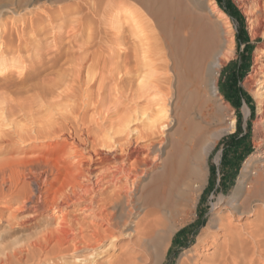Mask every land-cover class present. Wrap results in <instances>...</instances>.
I'll return each instance as SVG.
<instances>
[{
    "label": "bare ground",
    "instance_id": "obj_1",
    "mask_svg": "<svg viewBox=\"0 0 264 264\" xmlns=\"http://www.w3.org/2000/svg\"><path fill=\"white\" fill-rule=\"evenodd\" d=\"M38 1L0 4V92L5 94H0V149L47 143L57 151L52 159L39 156L22 171L11 170L0 178L1 202L18 206H9L15 210L2 220L0 264H161L171 235L189 220L207 181L204 164L211 140L198 121L203 113L192 107L197 97L189 89L191 79H200L209 114L227 108L215 79L232 55L226 16L211 6L205 25L202 14H183L180 0H160L155 12L160 41L147 44V56H141L139 40L128 44L134 30L129 28L127 37L126 15L113 14L126 4L123 0H64L63 10L45 11L26 23L23 17ZM136 1L146 11L158 2ZM255 1L249 33L252 40L263 41V50L252 67L259 77L244 87L256 89L255 127L260 134L232 195L219 198L178 264H264V0ZM7 16L19 17L20 30L16 21L8 26ZM172 17L178 22L170 28ZM49 28L58 31L43 40L46 45L50 41L53 57L48 62L38 58L14 78L7 56L13 61ZM152 53L160 58L154 60ZM148 66L155 69L150 76L144 69ZM151 90L158 97L142 108ZM114 97L132 102L134 108L122 109L118 101L112 102ZM144 120L145 129L127 127ZM173 122L176 127L170 129ZM42 176L49 183L40 187ZM99 251L107 255L103 263L96 260Z\"/></svg>",
    "mask_w": 264,
    "mask_h": 264
},
{
    "label": "rangeland",
    "instance_id": "obj_2",
    "mask_svg": "<svg viewBox=\"0 0 264 264\" xmlns=\"http://www.w3.org/2000/svg\"><path fill=\"white\" fill-rule=\"evenodd\" d=\"M9 1L11 0H0V4H3L1 6H4ZM44 1H47V0H39L36 6L33 5V7H31L32 9L31 14H26L25 17H23L26 23H27V20L29 21V18H30V21L35 22L37 19H39L38 17H40V15L44 16L46 14L45 11L47 12H55V11L57 12L59 10L61 11L64 9V7L67 4L66 1L64 0L62 1L52 0L51 1L52 3L48 0V2L50 3L46 2V4H44ZM123 1L126 2V4L121 6L120 9L116 8L113 11V14L114 13L115 14L124 13V15H126L124 16L123 21L125 20L124 23L127 22L126 24L128 25L127 26L128 27L127 37H130L129 35H131L132 31L134 30V34L132 33L133 36L130 37L133 40H130L129 38L130 42L128 41L129 46L131 45V41L139 40L138 42L141 45H139L137 41H134L135 44L137 42V46L139 49V51L138 50L137 51L140 52L138 54L139 55L141 54V56L142 54L144 56H147L143 52V48H146L145 46L147 44L151 43L152 45L154 41L155 42L160 41L159 39H157L158 38L157 35L160 33V29L155 20V12L157 11L156 8L159 7L160 0H157L158 2H155L154 4H152L151 11L150 10L146 11L142 7V5L136 0H123ZM70 2L75 3L77 1L72 0ZM180 2L184 8L182 12L183 14H186L188 16L202 14L205 19L204 20L205 25L207 24V19L205 18V15L206 13H208L209 8H211V6H213L214 8L216 7L217 9L222 11V13L226 16L225 20L227 21L229 25V29L232 32V42H231V47H230L232 51V55L229 59L224 60L223 65L219 68L218 76H215L218 97H220L222 103L225 104V106L227 107L226 109H223L221 112L217 114H212V113L209 114L208 110L206 109L208 105L207 104L208 100H206L205 97L202 96V92H201L202 89L200 88V84H199L200 79L199 78L191 79L192 84L189 86V89L195 91L196 97H197L192 107L194 108L196 112L200 110V113L201 114L203 113L204 115L203 119L198 120L200 118L197 117L198 118L197 120L200 122H203L202 125L206 126L204 127L207 129V135H209L207 137H210L208 139L211 140V142H209L211 144V147L207 155L205 156V164H204L205 171L207 173L206 174L207 181L201 193L197 195L196 197L197 206L195 207V210L190 214L189 220L181 226H176L173 234L171 235L170 244L165 251L166 252L165 258L163 259L161 264H178L182 256V253L185 250L191 248V246L195 244L197 236L200 234L203 227L206 226L209 218L211 217V210L213 206L217 204L219 198L223 197L224 199H228L232 195V192L236 187L237 179L240 175L241 169H243L244 163L248 159V157L254 152L255 150L254 142L257 141L259 134H260L256 130V127H255V124H257V121L259 119V117L257 116V102H256L257 100H256L255 92H254L256 89L253 87L251 89L252 91H249L244 87V84L248 80H250L251 78L255 80L256 78L259 77V73L256 74L254 68L252 67L256 64L255 59L257 58L258 53L261 52L260 50H263L262 45H261L263 41L260 38H257L256 40H252L250 37V33H249V23H250L249 19L252 18L253 12H255L256 10L255 9L256 1L255 0H222L224 7L228 10V13L225 12L223 8H221L217 4L216 0H187V1L180 0ZM187 3L189 5H187ZM195 7L197 8V10ZM161 9L162 7L160 8V10ZM165 9L167 8H164V10ZM201 11H204V12H201ZM244 11H246V14ZM8 17L9 16H7V19H6L8 26H10L13 23V21H16L18 23L17 27H19L18 30H20L21 20L19 19V17L17 16H14V17L10 16L9 18ZM2 18H3L2 20L5 22L4 18H6V15L5 17H2ZM16 19L19 20L20 23ZM177 22H178V18L172 17V19L168 21V25L170 28H172L176 26ZM242 25H244L245 27V31L247 33V38H248V42L245 45L238 43V39L240 40L243 39V34H241ZM22 27L23 26H21V28ZM129 28L130 30H132L133 28V30L131 32H128L130 31ZM52 29L53 28L51 29L49 28L46 30V33L43 32L42 35L35 37L34 42H32L28 46V49L22 52L20 56L18 57L13 56V58L15 57L19 59L18 61L21 62L20 64L19 62H17V59L15 58L13 59V61L16 60L15 63L11 61L12 60L10 58L11 55L7 56L8 58L6 57L8 59L9 65H14L12 69L14 71L10 69L11 73L14 72L12 73L14 74L13 77L15 76L16 72H18V74H23V73H20L21 70L24 69L25 67H26L25 69H27V67L30 68L32 63L37 62L38 58L40 57H42L43 60L46 62H48L47 60H50V58L53 57L54 54L49 51L51 47L50 46L51 44H49L50 41L49 43H47V45H46V42H44L46 39L51 40V38L54 37V34H55L54 32H58L56 30L57 28L53 29V31ZM135 29L137 32L135 31ZM26 30L24 29L25 34L28 33V36H32L31 30L28 29L27 32ZM153 34H155L154 37H152ZM147 35L149 38L147 37ZM145 37L147 40L145 39ZM151 37L154 38L155 40L153 39L152 41ZM1 40L2 42L6 41L5 38H2ZM156 40H159V41H156ZM38 41L41 44L43 43L42 44L43 46ZM14 42H17V41L15 40ZM14 45L16 44L14 43ZM153 45H155V43H153ZM148 47L150 48L151 46L149 45ZM156 53L158 54V52ZM157 54L152 53L151 58H153L154 60L159 59L160 56H158ZM155 55H157L158 57L155 58ZM144 69H145V72H147L146 74L148 75L149 74L152 75L155 70L153 68H150L149 66H148V69L146 67ZM24 70L22 72H24ZM145 72H144V77L139 80V81H143L142 84L146 82L147 75H145ZM18 74H17V78L20 76ZM14 78H16V76ZM212 82L214 81L211 80L210 84H212ZM0 84H2L1 80H0ZM138 84H140V82ZM143 87L146 88V90H148L147 86L144 85ZM151 91L150 92L148 91L146 98L142 99L143 100V102L141 103L142 108H144L146 101L148 99L153 100L158 97V93H155L154 91H152V94H151ZM1 92H0V94H2L1 96L4 97L5 94L3 95V92L2 93ZM153 96L156 98H153ZM199 98H200V101L202 102L205 101L203 102L205 105L202 102L201 103L203 105L200 103ZM203 98L205 100H203ZM116 99L114 97L112 102L118 101L119 105H123L121 106V108L123 107L128 110H131L134 108V104L132 102L130 103V101L121 100L120 98L117 100ZM108 105L111 106V104H108ZM244 108H247L249 110L248 116L245 115ZM231 120L235 121L234 127L231 129L232 131L227 129L228 128L227 124H229ZM135 123L128 124L127 127L130 130L137 129V128L141 130V128L145 129V127H147L148 125V124L146 125V123H148L147 120H144L143 122H137V124ZM171 125L172 126L170 129H173L174 122ZM175 127L176 126H174V128ZM239 127L242 130L241 134L237 133V129ZM209 131L212 133L214 132V133L213 134L209 133ZM210 134H212V137ZM43 145L46 147L47 143H37L35 145L34 144H28V145L16 144L12 146L13 148L11 147L5 150L0 149V153H1L0 154V178L2 177L3 174L8 175L11 170H16L18 172L22 171L24 168H27L28 166L26 162L31 161L39 156H43L45 159L46 158L52 159L53 157H56V154H55L57 151L56 149L53 148L52 150H50L51 149L50 147L45 148ZM39 146H40V149H39ZM43 147H44V150H42ZM9 149H10V152H9ZM44 152L46 155L44 154ZM39 166H40L39 163H37V165L36 164L34 165L35 168ZM43 179L45 180V176H42L40 178V181H39L40 187H43V185L49 183V182L44 183ZM181 190H186V188L184 189L183 187ZM4 202H7V203H4ZM5 206H7V208L9 209H7ZM9 206H12L14 208L18 207L17 204L12 203L11 201L9 204V201L1 202L0 200V211H1L0 212L1 213L0 223L3 224V225L0 224V234L4 232V229L2 228L5 227L4 222L6 218H8V216L10 215L9 211L13 212L12 209H14ZM18 216L22 217V216H25V214L19 213ZM163 220L165 224L167 225L170 223V220L169 218H167V216H165ZM250 220L252 221L253 218H249L248 221ZM124 244L122 245L124 246ZM99 253L100 255L96 257V260L99 262V260L101 259L100 263L101 262L103 263V261L105 262L107 260V255L101 253V251H99ZM149 262L150 261L147 260L146 264H149Z\"/></svg>",
    "mask_w": 264,
    "mask_h": 264
},
{
    "label": "trees",
    "instance_id": "obj_3",
    "mask_svg": "<svg viewBox=\"0 0 264 264\" xmlns=\"http://www.w3.org/2000/svg\"><path fill=\"white\" fill-rule=\"evenodd\" d=\"M217 1V4L221 7V8H223V10L225 11V12H227L228 13V10L224 7V5H223V2H222V0H216ZM241 34H243V39H238V43L239 44H247V42H248V38H247V33H246V31H245V27H244V25H242V31H241ZM237 133L238 134H241L242 133V130H241V128L239 127L238 129H237Z\"/></svg>",
    "mask_w": 264,
    "mask_h": 264
}]
</instances>
